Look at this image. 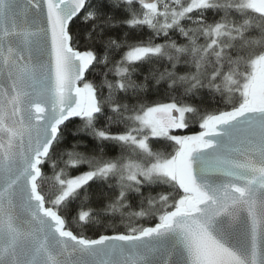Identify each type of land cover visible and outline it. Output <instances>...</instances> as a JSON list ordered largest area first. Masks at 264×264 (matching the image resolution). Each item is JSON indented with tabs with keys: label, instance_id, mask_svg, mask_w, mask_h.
Masks as SVG:
<instances>
[{
	"label": "snow or ice",
	"instance_id": "snow-or-ice-1",
	"mask_svg": "<svg viewBox=\"0 0 264 264\" xmlns=\"http://www.w3.org/2000/svg\"><path fill=\"white\" fill-rule=\"evenodd\" d=\"M0 264H264V0H0Z\"/></svg>",
	"mask_w": 264,
	"mask_h": 264
},
{
	"label": "trees",
	"instance_id": "trees-1",
	"mask_svg": "<svg viewBox=\"0 0 264 264\" xmlns=\"http://www.w3.org/2000/svg\"><path fill=\"white\" fill-rule=\"evenodd\" d=\"M72 227L74 228V230H78V229H76L75 225H72ZM116 228L122 229L123 225L117 223ZM111 230H112L111 226L104 220V218H101V224L96 226V227L91 228L89 231H87L86 234L89 236H94L97 232H103V231H109L110 232Z\"/></svg>",
	"mask_w": 264,
	"mask_h": 264
}]
</instances>
